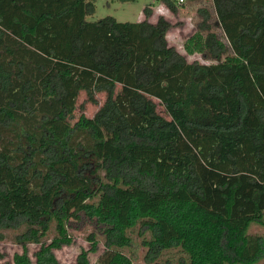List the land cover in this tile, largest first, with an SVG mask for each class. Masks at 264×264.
I'll list each match as a JSON object with an SVG mask.
<instances>
[{
  "label": "trees",
  "instance_id": "16d2710c",
  "mask_svg": "<svg viewBox=\"0 0 264 264\" xmlns=\"http://www.w3.org/2000/svg\"><path fill=\"white\" fill-rule=\"evenodd\" d=\"M160 1L175 14L199 0ZM210 1L213 8L198 10L200 21L185 43L188 55L211 61L204 64L187 61L169 45L172 25L163 16L150 22V7L137 23L110 16L89 22L93 0H0V225L27 224L34 231L26 237L39 245L36 264H61L55 251L73 241L44 240L52 222L77 229L66 205L102 189L98 127L122 151L112 173L149 200L165 197L158 212L143 214L154 221L141 230L151 232L156 252L166 225L190 264H225L228 240L218 242L219 227L206 216L233 221L264 214V0ZM82 93L96 104L105 97L94 123L81 115L59 136L51 124L73 119ZM152 146L164 148L172 163L187 161L170 185L163 186L135 154ZM63 163L83 183L78 189L64 185ZM53 190L49 207H40L37 216L16 209L18 198L47 197ZM79 216L104 234L103 225L125 228L102 206ZM13 264H31L27 246ZM76 264L132 261L96 242L81 250Z\"/></svg>",
  "mask_w": 264,
  "mask_h": 264
},
{
  "label": "rangeland",
  "instance_id": "374dc122",
  "mask_svg": "<svg viewBox=\"0 0 264 264\" xmlns=\"http://www.w3.org/2000/svg\"><path fill=\"white\" fill-rule=\"evenodd\" d=\"M95 13L87 17V21L96 22L106 17H114L118 22L137 23L147 18L146 8L152 9L149 21L157 22L159 17L167 19L172 27L168 32L167 40L170 46L183 55L187 61H198L209 64L211 61L205 60L201 54L188 55L185 50L187 39L196 30L200 21L198 10L206 7L212 9L210 0H199L188 2L180 6L177 13L169 11L160 0H133L123 2L120 0H93ZM104 95L98 96L99 104L104 102ZM90 102L85 93H82L77 102L74 118L68 121L52 123L59 136H63L66 130L72 127L80 118L85 115L91 123H94V116L100 105ZM84 106V108H82ZM159 114L169 118L162 106L158 107ZM98 132L103 143L99 146L100 155L104 161L102 175V189L98 190L91 197L79 196V198L66 205V215L69 219L78 222L77 229L68 226L64 221L52 222L47 236V242L62 236H68L73 243L55 251V255L61 264H76L82 249H89L93 243H99L100 248L109 247L111 250L118 251L128 256L132 264H190L189 255L183 251L179 244L172 242L176 236L174 231L165 225V234L162 238L161 248L154 250L157 243L151 232H142L144 224H152L154 221L143 216L148 211H159L160 205L165 197L160 196L155 200H149L143 192L137 188L126 184L120 177L111 171L112 164L121 159L122 151L115 145V137L98 127ZM135 154L143 162L144 169L155 173L163 186L170 185L171 177L175 173H183L186 169L187 161L184 158L180 162L172 163L166 155L164 148L152 146L147 149L136 150ZM153 165H155L153 167ZM62 173L67 175L65 186L70 189H78L83 185L74 175L73 167L68 163L58 166ZM1 192V188H0ZM54 190L47 197L38 198H18L16 209H29L34 216L39 214V208L47 209ZM186 198V194L179 195ZM94 206H102L105 214H118V221L125 226L121 231H114L112 226H102L105 234L100 232V225L91 223L78 217L83 209ZM206 222H212L219 227L218 242L222 245L225 240L229 258L225 264H264V214L253 219L245 217L233 221H227L222 217L207 215ZM34 231L27 224L11 226L8 224L0 225V264L10 262L16 254H23L25 246L29 248L31 264H36L34 252L39 249V245L32 244L27 240L28 233ZM117 232L116 237L108 246V238L111 233ZM2 237V238H1ZM91 262L96 261V255H91Z\"/></svg>",
  "mask_w": 264,
  "mask_h": 264
},
{
  "label": "built area",
  "instance_id": "2783aa9c",
  "mask_svg": "<svg viewBox=\"0 0 264 264\" xmlns=\"http://www.w3.org/2000/svg\"><path fill=\"white\" fill-rule=\"evenodd\" d=\"M179 5H182L186 2V0H175Z\"/></svg>",
  "mask_w": 264,
  "mask_h": 264
}]
</instances>
